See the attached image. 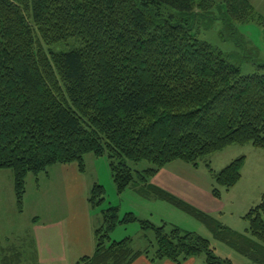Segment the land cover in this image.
Wrapping results in <instances>:
<instances>
[{
  "label": "trees",
  "instance_id": "trees-1",
  "mask_svg": "<svg viewBox=\"0 0 264 264\" xmlns=\"http://www.w3.org/2000/svg\"><path fill=\"white\" fill-rule=\"evenodd\" d=\"M222 4L227 23L264 24L249 0ZM216 6L215 0H0V170L11 171L18 212L28 174L71 162L84 171L85 155L104 156L118 192L141 185L198 217L252 264H264V193L239 233L151 182L176 160L197 167L232 144L264 148V61L243 75L198 37L194 19L164 11L209 17ZM58 44L68 49L55 50ZM243 160L210 170L213 196L238 181ZM141 161L150 166L135 178L129 163ZM104 197L94 183L87 200L95 209ZM101 215L92 254L75 264H131L140 255L151 264H182L198 254L206 264H232L196 233L131 213L119 218L113 206ZM135 221L153 245L150 257L148 245L133 250L130 237L111 239L117 224Z\"/></svg>",
  "mask_w": 264,
  "mask_h": 264
},
{
  "label": "rangeland",
  "instance_id": "rangeland-1",
  "mask_svg": "<svg viewBox=\"0 0 264 264\" xmlns=\"http://www.w3.org/2000/svg\"><path fill=\"white\" fill-rule=\"evenodd\" d=\"M215 1L217 6L209 17L180 13L169 8H165L164 11L190 21L194 19L192 26L201 40L210 43L231 63L237 65L241 74L253 73L256 64L264 61V24L254 21L236 23L235 25L227 23L223 19L225 9L222 0ZM249 1L255 12L262 16L264 21V0ZM54 49L63 51L68 49V46L58 44L54 46ZM238 157L244 158L240 169V178L227 190L219 188L220 197L216 198L212 194L215 184L210 170L219 171ZM70 164L78 168L75 162ZM129 166L136 178L135 171L143 170L150 164L146 161L130 162ZM58 168L60 167L51 166L48 168L51 180L49 182L42 180L39 191L36 188L34 175L28 174L23 200L24 211L20 215H14L6 208L9 201L11 203L12 200H15L14 193L13 199L11 195L12 175L9 178L0 175V264H75L83 256L92 254L95 245L94 230L102 222L101 211L111 206L117 208L119 218L131 213L138 219L147 220L157 226L161 224H165L167 227L177 226L207 238L216 256L228 259L232 264H252L251 259L215 239L210 227L198 217L151 193L148 191L149 189L142 190L140 189L141 185L135 183L129 185L122 192H118L106 158L93 154L84 156V177L103 186L104 201L99 207L92 209L89 230H87V224L84 223L80 225L81 228L76 231L71 240L67 236L66 244L65 240L63 241L62 255L55 256L56 260H53V254L44 256V251L35 247L34 236L37 240V232L35 226H31V218L38 215L40 221L44 223L54 221L52 225L61 224L60 221L65 219L67 214L65 199L67 196H78L77 190L71 193L68 191L66 196L64 184L56 179L59 175L53 176L56 172L55 169ZM5 170L11 172L8 169ZM164 170L166 173L162 171L159 180L171 185L174 190L173 195L198 211L213 217L222 225L239 233L246 232L247 221L244 216L251 207L259 203L264 193V148L253 146L251 143L232 144L200 159L197 167L176 160L167 164ZM44 176V173L39 174V178ZM62 177L66 178L64 175ZM7 187L10 188L8 194ZM196 188L200 192L196 191ZM66 235L69 233L67 232ZM110 236L112 240L117 241L130 237L133 250H143L145 247L147 248V245H150L148 240L143 237L142 229L137 221L117 224ZM147 237L151 241L153 240L150 231ZM153 251V245L149 246L147 256L150 257ZM146 260L147 262H145ZM146 260L139 259L132 264H151L150 258L146 257ZM164 260H156L154 264H162ZM189 260H191V264H206L204 254L195 255Z\"/></svg>",
  "mask_w": 264,
  "mask_h": 264
},
{
  "label": "crops",
  "instance_id": "crops-1",
  "mask_svg": "<svg viewBox=\"0 0 264 264\" xmlns=\"http://www.w3.org/2000/svg\"><path fill=\"white\" fill-rule=\"evenodd\" d=\"M71 163H74V162H71ZM54 166L60 167L58 169H55L56 172L53 176L55 177L59 175V177L56 179H58L60 183L64 184V192L66 196L68 194V191L71 193L74 190L78 191V196L77 197L70 196L71 198L67 196V199H65L66 200L65 205L67 206V214H66L65 219L63 220L60 219L61 224L56 223L55 225H52L54 224V221H49V222L44 223L43 221H40L38 215H35L36 217L33 216L31 218V226H35V231L37 232L36 234L37 240H36V237L34 236V239H35L34 242L36 244L35 245L36 249L40 248L41 251H44V256H46V254L47 255L53 254L52 258L53 260H56L54 259L55 256H59L60 254L61 255L63 254V241L65 240V244H66L67 236L71 240V238L75 236L76 231L81 228L80 225L84 223L87 224L86 227H87V230H89L90 223H91V211L93 210L90 207L87 198L89 195V190L92 184H94L95 182L87 180L84 177V172L80 171L73 164H70V163L58 164ZM164 168H162L160 170L161 172L159 171L155 175V177L151 179V182L165 189L166 191H169L172 193L174 192V190L172 189L171 185L168 183H163L162 181L159 180L160 174L162 173V171L163 173H166V170H164ZM10 173L11 172H7V170L5 169L0 170V175L6 176L7 178L10 177L11 175ZM44 175L45 176L43 178L45 179L39 178V175L37 177L34 176L37 191H39L42 180H44L45 182H49L51 180L50 172L47 171V173H44ZM62 175H64L66 178L64 179ZM11 180H12V177H11ZM9 190L10 188L7 187V194L9 193ZM11 191H12L11 195L13 199V187L12 186H11ZM196 191H199V189L196 188ZM6 208H8L12 214L20 215L24 211V204H23V209L21 212L17 211L16 206H15V200L14 201L12 200L11 203L9 201V204L7 205ZM67 232L69 233V235H66ZM93 250H94V247H93ZM190 258H188L182 264H191L192 262L191 260H189ZM139 259L146 260V257L144 258L143 255H140L132 263H135ZM145 262H147V260ZM162 264H174V263H172L169 260H164L162 261Z\"/></svg>",
  "mask_w": 264,
  "mask_h": 264
}]
</instances>
